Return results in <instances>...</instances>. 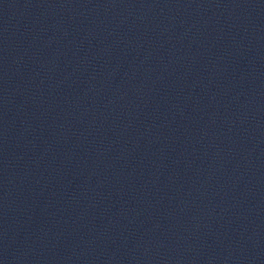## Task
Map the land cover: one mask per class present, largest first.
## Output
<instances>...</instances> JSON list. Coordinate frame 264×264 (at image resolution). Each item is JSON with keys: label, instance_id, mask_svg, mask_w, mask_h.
I'll use <instances>...</instances> for the list:
<instances>
[{"label": "water", "instance_id": "95a60500", "mask_svg": "<svg viewBox=\"0 0 264 264\" xmlns=\"http://www.w3.org/2000/svg\"><path fill=\"white\" fill-rule=\"evenodd\" d=\"M177 96L264 125V0H12Z\"/></svg>", "mask_w": 264, "mask_h": 264}]
</instances>
